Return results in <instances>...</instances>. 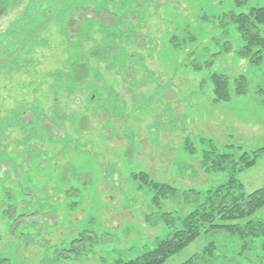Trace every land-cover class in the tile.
<instances>
[{
  "label": "rangeland",
  "instance_id": "1",
  "mask_svg": "<svg viewBox=\"0 0 264 264\" xmlns=\"http://www.w3.org/2000/svg\"><path fill=\"white\" fill-rule=\"evenodd\" d=\"M255 8L264 0H0V259L141 255L169 236L162 213L183 218L196 206L184 196L225 184L203 168L212 150L255 159L236 179L263 187L264 41L236 23ZM163 184L176 194L158 207ZM213 238L162 264H264L256 242L248 263L227 239L204 256Z\"/></svg>",
  "mask_w": 264,
  "mask_h": 264
},
{
  "label": "trees",
  "instance_id": "2",
  "mask_svg": "<svg viewBox=\"0 0 264 264\" xmlns=\"http://www.w3.org/2000/svg\"><path fill=\"white\" fill-rule=\"evenodd\" d=\"M236 18L239 30L246 41L249 43L253 41L252 44L264 41L257 28L258 23L264 22V8L252 9L249 14H240ZM216 87L218 89V84ZM223 90L219 89L218 92ZM245 157L244 155L237 161L214 150L208 152L204 157V170L226 171L228 177L225 184L207 191L205 195H191L192 199L190 195L184 196L188 203L196 205L194 210L183 218L173 217L168 213H162L159 217L165 226L171 228L169 236L156 240L153 247L141 255L126 261L117 259L114 264H162L202 234L214 237L208 240L204 256L210 253V248L215 249L218 246L220 239L229 240L230 245L236 248L234 256L247 263L250 259L244 254L254 249L255 242L264 251V186L248 194L236 179L237 172L242 171L243 167L249 168L255 162V159H252L246 163ZM238 162L244 166H238ZM154 189L155 203L158 207L160 195L168 198L176 194V190L167 184L160 187L156 185ZM211 258L210 255L204 257V262L210 261ZM0 264L9 263L6 259H0ZM184 264H190V260Z\"/></svg>",
  "mask_w": 264,
  "mask_h": 264
}]
</instances>
